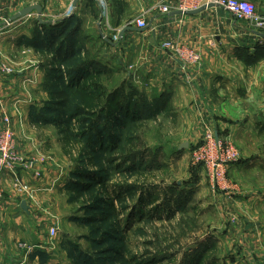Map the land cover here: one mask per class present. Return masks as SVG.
Returning <instances> with one entry per match:
<instances>
[{"label": "rangeland", "instance_id": "rangeland-1", "mask_svg": "<svg viewBox=\"0 0 264 264\" xmlns=\"http://www.w3.org/2000/svg\"><path fill=\"white\" fill-rule=\"evenodd\" d=\"M49 1L6 2L14 7L0 14V23L8 22L5 27L12 29L24 19L29 20L25 26L34 25L33 35H24L21 41L26 43L25 49L45 58L51 68L45 75L44 94L26 114L30 115L31 130L37 129L33 125H39L38 160L34 162L41 165V171L34 170L35 176L40 178L41 172L53 165L57 177L44 190L33 193L32 186L23 184L19 192L32 201L44 192L54 193L59 199L62 224L60 228L56 226L58 233L52 240L57 244L53 254L56 264H264V131L259 139L239 142L240 145L218 132L239 150L240 159L231 165L221 188H213L209 172L196 161L194 152L202 144L206 129L215 128L203 123L200 135L188 134L177 114L180 107L155 104V96H151L154 94L146 84L140 85L143 78L138 75L133 80L135 72L129 68L131 48L122 54L118 47L124 37H119V29L123 27L115 29L107 21L109 5H117L118 0H84L81 11L74 7L71 14L65 15L64 19L72 18L71 26L60 39L72 31L81 47L71 63L54 61L51 51L28 46L27 40L33 39L39 28L36 12L9 21L23 8ZM62 1L67 5L74 2ZM0 3L6 4L4 0ZM251 3L264 20V10ZM177 11L182 10H173ZM240 21L254 38L259 35L253 49L264 51V33ZM173 44L164 42L163 48L179 64L182 49L198 53ZM246 54L248 59L251 55ZM252 55L259 60L258 53ZM200 58L199 64L181 66H201V55ZM249 59L250 64L257 61ZM0 62L12 69L1 79L11 76L14 64L6 63L1 52ZM84 63L93 67L77 76L71 87L72 72ZM33 91V87L24 89L20 95L29 96ZM60 91L69 97V104L58 110L55 102ZM120 101L130 111V117L136 118L123 117L115 124ZM215 108L218 112L228 110L225 106L204 109ZM79 110L82 116L72 119ZM17 114L22 119L19 110ZM4 115L14 120L7 110ZM24 124L19 122L20 127ZM13 132L22 158L14 128ZM250 132L259 134L255 125ZM184 144L188 148L181 150Z\"/></svg>", "mask_w": 264, "mask_h": 264}, {"label": "crops", "instance_id": "crops-1", "mask_svg": "<svg viewBox=\"0 0 264 264\" xmlns=\"http://www.w3.org/2000/svg\"><path fill=\"white\" fill-rule=\"evenodd\" d=\"M9 1L4 0V3ZM82 1L77 4V11L84 8ZM248 1L264 10V0ZM7 3H0L1 15L14 7ZM175 3L176 0H118L117 5H109L107 21L115 29L135 26L136 20L143 17L148 24L152 23L144 33H126L118 46L122 54L131 48L128 52L132 56L129 68L135 72L133 80L136 81L138 75L143 78L140 85L146 84V89L154 94L151 96H155V104L180 107V111H176L188 134L200 135L202 124L207 123L217 134L227 135L237 143L259 139L264 135L261 134L264 131V51L256 52L252 47L259 35L254 34V38L244 22L217 7L195 16L171 15L172 12L164 15L158 11L161 4L175 7ZM41 6L43 20L53 21V25L62 24L65 15L71 14L74 8L73 3L67 5L61 0H50ZM101 7L103 9L104 4ZM6 23H0V52L2 59L14 64V68L11 76L0 80V128L7 110L13 116L18 150L25 163L17 167V174L7 175L3 182L7 201L0 211V264H56L53 254L57 244L52 242L56 237L52 239L49 230L57 225L60 228L62 224L59 199L54 193L44 192L32 201L27 195L22 198L19 192L23 184L32 186L33 193L36 189L44 190L53 185L57 177L53 165L45 174L41 172L40 178L35 176L34 170L41 168L34 162L38 160L39 125H33L36 132L31 130L30 115L26 114L37 103L39 95L44 94L45 75L51 68L45 58L40 59L30 48L25 49L26 43L21 41L24 35H33L34 25L26 27L30 21L24 19L11 29L5 27ZM164 42L193 48L202 56L201 66L183 68L163 48ZM246 52L251 60H257L252 54L258 53L259 60L250 64L252 61L246 58ZM31 87L32 94L20 95ZM16 105L18 108L13 107ZM217 106L228 107V110L204 109ZM20 121L25 122L24 127L19 126ZM252 125L259 134L250 132ZM23 202L27 203L28 212L21 208Z\"/></svg>", "mask_w": 264, "mask_h": 264}, {"label": "built area", "instance_id": "built-area-1", "mask_svg": "<svg viewBox=\"0 0 264 264\" xmlns=\"http://www.w3.org/2000/svg\"><path fill=\"white\" fill-rule=\"evenodd\" d=\"M209 5L226 10L235 18L251 23L256 31L264 33V20L257 15L256 6L245 0H176L175 7L166 5L159 9L161 13L169 14L173 10L193 11ZM135 27L145 29L148 22L140 18L136 20ZM179 55L180 65L184 67L199 64L201 59L198 53L188 48L182 49ZM10 71L12 72L11 68L0 62V80L3 74H10ZM204 136L202 144L194 152V158L209 172L213 188L220 189L228 178L231 165L240 159V153L232 143L222 139L213 129H206ZM24 163L25 160L18 155L15 146L12 120L4 115L3 127L0 128V211L6 202V192L3 189L5 176L15 173L17 167ZM57 233L56 227L49 230L52 239Z\"/></svg>", "mask_w": 264, "mask_h": 264}, {"label": "trees", "instance_id": "trees-1", "mask_svg": "<svg viewBox=\"0 0 264 264\" xmlns=\"http://www.w3.org/2000/svg\"><path fill=\"white\" fill-rule=\"evenodd\" d=\"M71 20L72 18L65 19L62 24H38V29L35 30V35L33 39L27 41L28 46H32L36 49L43 48L47 49L48 51H51L53 54V60L54 61H60V62H66L71 63L74 61V58L77 56L78 52H80V48L78 47L77 41H75V33H72V31L67 33V37L63 40L60 39L62 34L67 32V30L70 29L71 26ZM63 30L62 33H60ZM60 33V34H58ZM61 40L58 44L57 41ZM86 62V61H85ZM93 67V65H88V63L82 64L79 68L75 69L74 72L71 74L70 78V86L73 87L76 84L77 76H80L81 74H85L87 70H90ZM59 95V99L57 102V105L59 106L58 110L65 109L69 104V97L66 96V93L64 91H60L57 93ZM79 110L78 114L72 115V119L77 118L79 116H82ZM109 113V112H108ZM116 119L115 124H117V121L119 119L125 117L127 119H135V116L130 117V111L127 110V108H124V104L122 101L118 103L117 111L115 112ZM124 122V121H121ZM114 124V122L112 121ZM120 123V122H119ZM120 125V124H119ZM95 182L94 179H90ZM97 184V182L95 183ZM146 201V200H145ZM147 202V201H146ZM145 202V204H147ZM149 202V201H148Z\"/></svg>", "mask_w": 264, "mask_h": 264}, {"label": "water", "instance_id": "water-1", "mask_svg": "<svg viewBox=\"0 0 264 264\" xmlns=\"http://www.w3.org/2000/svg\"><path fill=\"white\" fill-rule=\"evenodd\" d=\"M82 0H74L73 2V6L76 7L78 2H80ZM214 6L213 5H209L208 7H202L200 9H197V10H193V11H177V12H173L171 13V15H186V16H195V15H198L210 8H213ZM34 12L37 13V22L41 25L43 24H52L53 21H44L42 16H43V7L40 5V4H35V5H30L28 7H25L24 9H22L21 11H19L16 15H14L11 19H10V22H14V21H17V20H20L22 18H26L28 16H31ZM152 27V23H150L148 25L147 28L145 29H139L135 26H132V25H128V26H125L123 27L120 31H119V37L122 38L127 32H137V33H144L146 30L150 29ZM262 35V34H261ZM260 35V36H261ZM263 36V35H262ZM264 37V36H263ZM188 148V144H184L181 146V150H184V149H187ZM21 208L28 212L29 211V208L27 206V203L26 202H23L21 204Z\"/></svg>", "mask_w": 264, "mask_h": 264}]
</instances>
